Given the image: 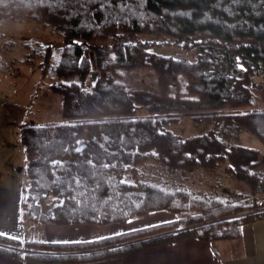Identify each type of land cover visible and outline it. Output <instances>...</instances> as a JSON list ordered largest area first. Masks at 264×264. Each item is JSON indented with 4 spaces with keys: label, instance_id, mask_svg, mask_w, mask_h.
<instances>
[{
    "label": "trees",
    "instance_id": "1",
    "mask_svg": "<svg viewBox=\"0 0 264 264\" xmlns=\"http://www.w3.org/2000/svg\"><path fill=\"white\" fill-rule=\"evenodd\" d=\"M15 22L57 36L23 45L31 71L61 95L64 116L20 124L29 218L102 225L161 210L175 216L76 242L0 232V252L87 261L189 237L236 239L264 218V151L240 140L246 132L264 144L255 88L256 77L264 82V0H0V38ZM155 45L194 50L195 58ZM184 118L210 127L184 135L176 130ZM219 165L250 194L230 200L196 187L197 173Z\"/></svg>",
    "mask_w": 264,
    "mask_h": 264
},
{
    "label": "rangeland",
    "instance_id": "2",
    "mask_svg": "<svg viewBox=\"0 0 264 264\" xmlns=\"http://www.w3.org/2000/svg\"><path fill=\"white\" fill-rule=\"evenodd\" d=\"M2 29L5 33L4 37L0 38V178L9 186H26L29 179L25 171L26 153L20 139V121L53 123L63 121L64 116L61 95L50 88L49 80L43 79L39 70L31 71V65L25 61L27 49L23 42L31 39L54 40L57 36L50 28L37 23L15 22ZM141 37L155 39L153 34H141ZM153 49L164 54L187 56L190 59H194L196 54L194 50L169 45H155ZM41 60V57H36L33 61L37 65ZM142 71L146 73L148 70ZM256 82L255 88L264 103V82L261 77H256ZM209 127L207 123L184 118L176 126V130L189 135L205 132ZM240 140L264 151V144L253 135L243 132ZM83 141L84 135L80 137L79 144ZM194 181L196 187L224 199L242 198L251 192L245 182L229 176L224 171V165L202 170L196 174ZM25 209L27 211V207ZM158 212L160 213L156 214H162L161 217L165 216L164 212L175 216L167 210ZM146 217L145 215L142 218ZM142 218H133L126 224L135 223ZM144 220L146 222V219Z\"/></svg>",
    "mask_w": 264,
    "mask_h": 264
},
{
    "label": "crops",
    "instance_id": "3",
    "mask_svg": "<svg viewBox=\"0 0 264 264\" xmlns=\"http://www.w3.org/2000/svg\"><path fill=\"white\" fill-rule=\"evenodd\" d=\"M23 187L9 186L0 178V232L20 238L22 242L32 239L45 242L91 240L153 224L147 220L157 223L173 218L167 212L161 217L162 214H156L160 213L156 211L146 215V218L138 217L142 219L129 224L39 223L29 218L22 203ZM0 264H264V218L247 222L241 237L236 239L207 241L189 237L111 257L70 262L44 261L0 252Z\"/></svg>",
    "mask_w": 264,
    "mask_h": 264
},
{
    "label": "water",
    "instance_id": "4",
    "mask_svg": "<svg viewBox=\"0 0 264 264\" xmlns=\"http://www.w3.org/2000/svg\"><path fill=\"white\" fill-rule=\"evenodd\" d=\"M91 55H92V60H93L94 67H96L94 53L91 52ZM97 76H98V72L97 71H95L94 73H92V84H95L96 83Z\"/></svg>",
    "mask_w": 264,
    "mask_h": 264
}]
</instances>
